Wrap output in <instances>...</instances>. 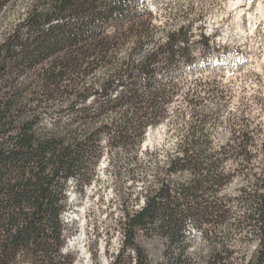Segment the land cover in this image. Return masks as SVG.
Listing matches in <instances>:
<instances>
[{"label":"trees","instance_id":"16d2710c","mask_svg":"<svg viewBox=\"0 0 264 264\" xmlns=\"http://www.w3.org/2000/svg\"><path fill=\"white\" fill-rule=\"evenodd\" d=\"M12 1L0 0V15ZM156 15L145 0H33L0 43V264H73L63 253L71 185L84 194L105 154L117 179L144 185L116 186L121 246L110 264H264V164L254 163L264 138L257 148L255 129L236 125L215 144L213 125L196 120L214 113L192 86L177 107L191 26L167 29ZM163 122L177 141L163 162L150 158L151 172L139 156ZM236 175L239 193H225ZM191 224L205 237L195 258ZM238 233L252 236L247 260L234 255Z\"/></svg>","mask_w":264,"mask_h":264},{"label":"rangeland","instance_id":"374dc122","mask_svg":"<svg viewBox=\"0 0 264 264\" xmlns=\"http://www.w3.org/2000/svg\"><path fill=\"white\" fill-rule=\"evenodd\" d=\"M32 2L13 0L4 9L0 15V43L20 22ZM145 4L156 11L155 25L167 29L191 26L194 58L189 62L182 60L176 75L182 85L177 107L186 104L184 92L192 86L197 91L201 109L206 105L205 108L214 113L207 119L201 116L196 120L213 125L210 134L215 144L227 143L232 137L231 127L242 125L255 129L256 146L260 148L264 138V0H145ZM203 35L209 37L212 45L206 53L201 51ZM30 75L26 79H30ZM173 111L170 109V113ZM55 119L56 116L51 115L45 121L50 125ZM146 136L139 156L145 167H150L148 161L152 162L150 158L153 157L163 162L177 141L172 126L165 122L149 128ZM152 150L155 155L150 157L147 151ZM109 158L104 155L97 180L85 188L84 194L77 191L75 184L71 185L70 206L63 213L68 229L63 253L74 258L73 264H110L121 246L118 228L121 208L116 186L125 182L128 191L135 194L144 187L141 181L131 186L125 172L123 181L117 179L118 168L108 164ZM258 162L264 164V153L254 161ZM154 169L151 166L149 171ZM149 175L153 179V175ZM243 182V177L236 175L225 193H239ZM203 227L210 228L211 225L204 224ZM225 227L217 228L235 229V226ZM187 233L193 243L190 255L195 258L204 247L205 237L202 228L192 224ZM249 237L252 236L247 233L233 235L235 257L244 260L250 257L255 247ZM145 244L154 255H160L162 246L158 240H149ZM17 264L29 263L20 260Z\"/></svg>","mask_w":264,"mask_h":264}]
</instances>
